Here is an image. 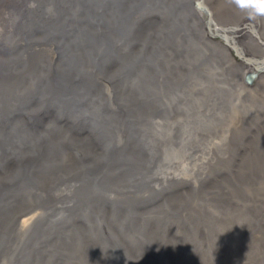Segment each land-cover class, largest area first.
Returning a JSON list of instances; mask_svg holds the SVG:
<instances>
[{
    "label": "rangeland",
    "instance_id": "1",
    "mask_svg": "<svg viewBox=\"0 0 264 264\" xmlns=\"http://www.w3.org/2000/svg\"><path fill=\"white\" fill-rule=\"evenodd\" d=\"M10 1L0 0V37L6 36L17 43L24 36L20 42L25 47L19 45L0 57V86L6 83V72L22 59L31 62L28 64L30 68L26 85L28 93L35 95L37 85L41 83L46 86L45 78L50 76L51 69L58 62V44L56 49L48 26L55 19L53 11L56 9L48 7L42 12L36 0H13L17 7ZM180 1L182 4L177 8L182 17L176 27L182 28L174 37H179L180 43H174L168 36L173 25L161 29L158 27L164 25L162 22L166 15L160 11H150L141 16L143 19L139 23L138 40L135 38V44L129 48V54H137L143 47L150 51L155 60L154 71L160 90V98L150 102L138 116L146 148L143 155L148 159L142 168L146 169L150 165L152 168L154 163H159L163 169L152 179L156 185L152 188L156 193L160 188L159 195H155V203L148 202L153 208L140 219L144 218L147 222V231L149 234L152 232L157 243L156 250L165 251L169 264H264V72L259 71L253 81L246 80L250 70L246 71L237 61L252 66L235 52L224 36L227 33L232 35V31L225 33L222 27H232L241 13L239 10L226 5L224 0H203L211 11L209 16L207 9L197 6L194 0ZM62 3L67 9L68 0H62ZM29 20L41 23L34 35L38 41L25 39V24ZM256 22L259 23L258 20ZM261 25L264 28V18H261ZM247 32L251 33L248 29ZM253 41L263 45L258 39L253 38ZM236 43L241 45L242 40H236ZM125 48L120 53L124 57L127 52ZM242 50L245 56L264 57ZM120 64L122 61L116 58L106 62L95 75L93 73V93L101 104L113 111L128 105L123 97L125 88L116 82L121 74ZM43 93L45 89L38 92V96L35 95L37 99L32 103L36 105L32 109L26 107L27 97L16 106L13 107L17 101L9 106L6 103L10 98L6 83L4 93L0 96V134L15 128L21 130L23 125V133L34 129L42 134L43 140L49 138L66 142L63 144L79 143V148L86 156L100 153L102 148L89 131L79 128L73 120L63 115L53 117L52 110L49 112L42 105ZM131 94L138 100L142 97L140 92L131 91ZM32 115H35V121L30 119ZM128 134L124 128L115 131L121 145L127 140ZM123 135L127 138L124 139ZM24 148L22 154L17 151L13 155L6 149L4 154L0 152V161L4 160L0 166L1 184H6L7 177L17 171L21 161L27 159L28 156L21 159L22 155L28 153V148ZM82 153L73 148L68 149L59 158L56 157L57 165L54 162V168L52 166L43 170L33 183L15 192L17 200L15 198L13 202L16 205L13 204L8 216L0 217V235L6 233V228L10 231L14 224L17 225L15 236L0 250V264H9L17 247L21 245L22 249L24 239H19L21 232L36 217L42 203L54 200V195L60 193L61 188L56 190L50 187L55 180L58 177L72 178L84 169L80 162ZM34 206L40 208L28 211ZM25 208L29 209L23 211ZM161 211L164 212L165 220L158 226L155 220ZM16 212L20 214L14 218ZM110 213V208L105 207L103 214L108 220ZM29 216H32L31 220L22 223ZM72 224L68 225L71 230L76 225L79 229L85 228L76 218ZM98 242L95 234L86 233L77 246L71 245L73 257L69 254H51L47 263L54 264L56 260L58 262L55 264H106L110 252L103 251ZM54 244H59L55 237L48 244L49 253ZM133 245L130 253L134 258L147 255V250L140 248L138 242Z\"/></svg>",
    "mask_w": 264,
    "mask_h": 264
},
{
    "label": "water",
    "instance_id": "2",
    "mask_svg": "<svg viewBox=\"0 0 264 264\" xmlns=\"http://www.w3.org/2000/svg\"><path fill=\"white\" fill-rule=\"evenodd\" d=\"M95 1L100 6L98 10L95 11L93 8L95 12L90 14L86 8H81L80 14L89 21H92L91 17H95L100 23V32L96 34L82 28L59 31L62 38L72 35L67 47L81 50L82 55L65 54L59 45L58 62L51 69L50 76L45 78L46 86L41 83L37 85L35 95L38 96V92L45 89L47 93L46 95L43 93L42 105L52 110L53 117L63 115L73 120L79 128L89 131L102 151L86 156L79 148V143L63 144L66 142L53 139L45 141L34 129L30 132L35 136L20 138L21 142H26L28 148V154L21 159L28 157L21 161L22 164L16 172L7 178V183L0 185V217L9 215L17 195L15 192L19 188L33 183L38 174L54 165V161L49 160V157H58L73 148L82 153L80 162L84 169L72 178L58 177L50 186L56 190L61 188L64 195L42 203L36 217L21 232L19 239L25 240L23 250L20 251L21 245H19L10 258V263L46 264L51 254L62 256V250L55 244L49 253L48 244L55 237L61 248L71 247L72 242L68 240L66 233H69L68 225L76 218L85 225V228L79 229L74 226L72 233L76 238H82L86 233L95 234L102 249L110 252L106 264H163V262L169 264L165 251L156 250L157 243L152 232L150 231L149 234L147 231V222L144 218L140 219L153 208L149 204L155 203L157 198L154 197L156 194L159 195L160 188L158 187L159 191L156 193L152 188L156 186L152 179L163 170L159 163H154L152 168L151 165L146 169L142 168V164L148 162V159L143 155L146 149L144 133L138 121V116L147 109L149 103L160 98L154 71L156 64L148 49L144 50L143 47L141 52L129 54L131 52L129 48L135 44L139 23L143 19L141 16L145 13L160 11L167 16L163 17L164 25H158L159 29L171 27L178 21V17L182 16L180 9L176 8L177 2L171 4L168 0H151L153 5L146 3L145 0ZM193 3L203 6L209 16L211 15L203 0H194ZM171 7V11L166 13L165 11ZM93 34L98 41L94 39ZM224 36L227 40L230 37L226 34ZM171 39L174 43H180L179 37ZM232 44L235 46H233L235 52L243 56V53L237 51L240 49L234 42ZM123 45L127 50L126 57L120 54L121 49H124ZM192 47H190L191 53ZM67 58L70 63L63 67V62ZM116 58L122 61L119 68L121 74L116 82L125 88L123 97L128 101V105L113 111L107 105L101 104L92 89L93 73L95 75V72L101 70L106 62ZM263 60L264 58H261L260 61ZM157 63L163 71L158 61ZM88 64H96V66L87 68ZM253 75L252 72H247L246 80L250 81ZM131 91L140 92L141 99L138 100ZM30 119L35 121V115ZM21 128L0 134V152L6 149L13 154L17 153L18 148L6 147V145L11 141L18 144L15 139L22 133L23 125ZM120 128H124L131 135L135 143V156L130 157L127 152L120 150L121 141L115 136V131ZM113 186L123 189L110 195L107 190ZM105 207L111 210L110 220L103 214ZM37 208L40 207L34 206L28 211ZM66 208L68 209L65 212ZM162 220H165L163 211L156 219L158 226L161 225ZM59 221H62V224H58ZM16 228L17 225L14 224L10 231L6 228V233L0 235V250L11 241L16 234ZM134 242H138L140 248L147 250L145 257L132 256L130 251Z\"/></svg>",
    "mask_w": 264,
    "mask_h": 264
},
{
    "label": "bare ground",
    "instance_id": "3",
    "mask_svg": "<svg viewBox=\"0 0 264 264\" xmlns=\"http://www.w3.org/2000/svg\"><path fill=\"white\" fill-rule=\"evenodd\" d=\"M146 3H150L153 5V3H151V0H145ZM177 2V4H182L181 1L179 0V3H178V0H175ZM187 2V1H186ZM9 3H11L12 5L14 4L16 7V2L11 0ZM36 3L40 6H41V11L42 12H45L46 9L48 7H53L55 8L56 10L53 11L54 15H56L51 23L48 24L49 26V33H50V37L52 39V41L55 43L56 45V49H57V44H58V49H59V45H60V49L61 51H63V53L65 54H69L71 53V55H78V56H81V50H78V49H74V48H68L67 46L69 45V41L72 37V35L66 37V38H62V35L59 34V31L61 30H70V29H73V28H82V29H86V30H89L91 32H94L96 34H98L101 30V26H100V23L95 19V17H91V20L92 21H89V19L83 17L80 12H81V8L83 9H87L88 12L90 14H93L96 10H98L100 8V6L97 4V2L95 0H68V3H67V9L64 8L63 6V3H62V0H36ZM51 3V4H50ZM57 3V4H56ZM145 3V4H146ZM171 4H173L172 2H170ZM197 4V3H196ZM205 4V3H204ZM56 5V6H54ZM147 5V4H146ZM177 5V7H178ZM206 5V4H205ZM147 6H150V5H147ZM197 6H199V4H197ZM207 6V5H206ZM151 7V6H150ZM176 7V8H177ZM93 8H95V11L93 12ZM8 9H10V7H8ZM171 11V8L170 9H167L165 12L167 11ZM209 10V8H208ZM213 11V10H212ZM10 12H13V11H10ZM211 12V11H210ZM181 14V13H180ZM72 15H75V16H72ZM213 18V17H212ZM180 18L178 17V21L175 22V24H173V27L170 31V34L168 35L169 37H175L180 31H181V26H178L176 27V25L178 24ZM236 21L233 23L234 25L232 27H229V28H223V30L225 31V33L227 31H232L231 34L232 35H228V33L226 34L227 36H230L227 40V43H230L232 46H234L232 44V42H234V44L237 46V48L240 49L237 50L238 52H241L243 53V57L246 59V58H251L250 60L246 59L252 67L248 66L246 63L244 62H238L237 60V63L242 66L246 71L247 69L250 70V72H252L254 75L252 76V79L250 81H253V79L255 77H257L259 75V71L261 72H264V60L263 61H260L261 58H264V57H259V56H245L244 55V52L242 49H245L249 54H253V55H263L264 56V28L262 27L261 25V19H258L259 23L256 22V20H250L246 14L244 13H240L238 18L235 19ZM250 21V22H248ZM36 21L35 20H29L28 22H26L25 24V39H29V40H34V41H38V39L34 38V35H35V31L38 27L41 26V23L40 22H37L35 23ZM206 24V23H205ZM216 24V23H215ZM209 28H210V25L206 24ZM247 29L251 32H247ZM94 36V34H93ZM212 36V35H211ZM232 36V37H231ZM24 37V36H23ZM21 37L19 39V41L17 43H13L8 37L6 36H3L0 37V57L1 56H4L10 52H12L14 49L18 48L19 45H22L23 47H25L23 45V42H20L22 40ZM32 37V38H31ZM5 38V39H4ZM253 38L255 39H258L259 41H261L263 43V45H257V42L253 41ZM59 39V40H58ZM94 39L95 36H94ZM98 41V38L96 39ZM236 40H242V44L238 45L236 43ZM232 41V42H231ZM21 47V48H23ZM41 47V46H40ZM223 47H224V44H223ZM226 47V46H225ZM235 47V46H234ZM233 47V48H234ZM226 49H228L226 47ZM226 49H224L226 51ZM33 50V49H32ZM35 51V50H33ZM227 52V51H226ZM228 53V52H227ZM230 53V52H229ZM237 53V52H236ZM232 56V55H231ZM240 56V55H239ZM233 58V57H232ZM31 63V62H27V61H23L22 59L17 63L15 64L8 72H6V83H7V86L9 88V99L7 100L6 103H9V106H11L13 103H15L17 101L16 104L13 105L16 106L17 104H19L22 99L24 97H27L28 100H27V104H26V107H32V106H35L32 101L36 98V96L34 94H31V93H28V85H26V78H27V75L29 74V68H28V64ZM69 61H68V58L66 59V61L63 62V67H66L67 65H69ZM96 66V64H88L87 68H94ZM121 72V71H120ZM22 75H25L22 77ZM261 75V73H260ZM6 83L1 85L0 86V96L4 93V89H5V86H6ZM45 93H47V91L45 90ZM37 99V98H36ZM44 99V98H43ZM32 109V108H31ZM26 111V110H25ZM50 112V110H49ZM10 117V116H9ZM14 117V116H13ZM24 117V116H23ZM20 118V117H19ZM56 118V117H55ZM9 120V119H8ZM54 121V120H53ZM59 121V120H58ZM55 122V121H54ZM62 122V121H61ZM64 122V121H63ZM9 124V123H8ZM41 126V125H40ZM62 127V126H61ZM11 128V127H10ZM37 128V127H36ZM35 128V130H36ZM43 128V127H42ZM12 129V128H11ZM38 129V128H37ZM6 130V129H5ZM18 130V128H17ZM10 131V130H9ZM40 131V130H39ZM43 131V130H42ZM32 132H27V133H21L17 139H15V141L18 143V144H15V142H10L9 144H7L8 147H16V148H19L21 152V150H24L26 144H22V142L20 141V138L21 137H30V136H33L34 134ZM38 133V132H37ZM41 133V132H40ZM44 133H46L44 131ZM43 133V134H44ZM125 133V131H124ZM128 133V132H127ZM49 134V133H48ZM47 134V136H48ZM42 135V134H41ZM58 135V134H57ZM35 136V135H34ZM57 137V136H56ZM60 137V136H59ZM47 138V137H46ZM123 138L126 139L127 136L126 135H123ZM49 139V138H48ZM47 139H45L46 141ZM62 140V139H60ZM64 141V139H63ZM132 142V144H131ZM25 143V142H23ZM83 146V145H82ZM24 148V149H23ZM87 149V148H86ZM27 150V149H26ZM25 150V151H26ZM70 150V149H69ZM75 150V149H74ZM120 150L122 152H127L128 154H132L133 156L136 155V153L134 152L135 151V143L132 139V137L128 134V138L126 141H123V145L120 147ZM20 152H18V154L20 155ZM23 152V151H22ZM21 152V154H22ZM28 152V151H27ZM2 153V152H1ZM25 153V152H24ZM92 153V152H91ZM4 154V152H3ZM9 154V153H8ZM7 154V155H8ZM10 154H12L10 152ZM28 154V153H27ZM26 154V155H27ZM14 155V154H13ZM19 155H15L16 157H19ZM11 156V155H10ZM23 156V155H22ZM21 156V157H22ZM15 157V158H16ZM59 158V157H58ZM8 159V158H7ZM49 160H53L56 164L57 162V158L56 157H49L48 158ZM15 160V159H14ZM59 160V159H58ZM4 161V160H3ZM2 161V162H3ZM61 161V160H60ZM1 161H0V166L3 164ZM15 162V161H14ZM9 163V162H8ZM7 164V163H6ZM18 164V163H16ZM22 164V163H21ZM59 164V163H58ZM15 165V164H14ZM57 165V164H56ZM13 166V165H11ZM2 167V166H1ZM16 167V166H15ZM18 167V165H17ZM54 168V166H53ZM3 170V169H2ZM14 171V170H13ZM46 171V170H45ZM82 170L79 171V173H81ZM7 172V171H6ZM9 172H11L9 170ZM1 173V172H0ZM5 174V172H4ZM42 174V173H41ZM39 174V175H41ZM7 175V174H6ZM44 175H42L43 177ZM2 178V177H1ZM8 178V177H7ZM6 179V178H5ZM157 179V178H156ZM4 180V179H3ZM166 180V179H165ZM2 181V180H0ZM5 181V180H4ZM31 181V180H29ZM153 181V180H152ZM6 182V181H5ZM37 182V181H36ZM42 182V181H41ZM2 183V182H1ZM0 183V184H1ZM7 183V182H6ZM40 183V181H39ZM47 183V182H46ZM51 184V183H50ZM47 186V185H46ZM45 187V186H44ZM37 188V187H36ZM39 188V187H38ZM21 190V188H19ZM18 189V190H19ZM44 189V188H43ZM41 190V189H40ZM110 194L112 193H116V192H119L121 191V188H115L114 186L112 188H108L107 190ZM24 192V191H22ZM59 194L54 195L55 196V199H58L59 196L61 195H64L62 193V189L59 190ZM19 193V192H18ZM32 193V192H30ZM236 193V192H235ZM20 194H23V193H20ZM19 194V195H20ZM26 194H29V193H26ZM34 194V193H33ZM55 194V193H54ZM239 194V193H237ZM36 196V195H34ZM20 197V196H19ZM32 197V196H31ZM241 197V196H240ZM27 198V197H26ZM29 198V197H28ZM236 198V197H235ZM31 199V198H30ZM237 199V198H236ZM17 200V198H16ZM238 200V199H237ZM31 201V200H30ZM232 201V200H231ZM242 201V199H241ZM246 203V202H245ZM14 204V202H13ZM26 204V203H25ZM29 204V203H28ZM33 204V202H32ZM16 205V204H14ZM32 206V205H31ZM23 207V206H22ZM233 207V206H232ZM13 208V205L11 207V209ZM17 208V207H16ZM30 208V207H29ZM28 208V209H29ZM28 209L25 208V210L23 211H27ZM68 208L64 209L65 212L67 211ZM233 209V208H232ZM19 210V209H18ZM11 211V210H10ZM14 211V210H13ZM23 211H20V212H23ZM239 211V210H238ZM237 211V212H238ZM20 212H16L15 215H14V218L20 214ZM234 213V212H233ZM243 213V212H241ZM240 213V214H241ZM237 214V213H236ZM235 215V214H234ZM236 216V215H235ZM13 218V219H14ZM32 216H29L27 217L22 223H28L30 220H31ZM107 218V217H106ZM251 218V217H250ZM241 219H242V216H241ZM254 219V218H253ZM260 219V218H259ZM11 220V219H10ZM156 221V220H155ZM234 221V219H233ZM237 221V220H236ZM239 221V220H238ZM254 221V220H253ZM235 222V221H234ZM74 223V222H73ZM157 224V223H156ZM237 224V223H236ZM239 224V223H238ZM237 224V225H238ZM71 225V224H70ZM73 225V224H72ZM253 225V224H252ZM78 227V225H76ZM82 226V224H81ZM248 227V225H247ZM236 228V227H235ZM264 228V227H263ZM248 229V228H247ZM246 229V230H247ZM67 231H69V233H66L67 237H68V240L70 242H72V245H78V243L80 242V240L82 238L80 237H77L76 238V235H74L72 233V230L67 228ZM248 235V234H247ZM252 235V234H251ZM15 236V235H14ZM251 238V236H250ZM249 238V240H250ZM244 241V240H243ZM99 243V242H98ZM24 244H25V240H24V243H23V246H22V249L20 251L23 250V247H24ZM244 244V243H243ZM61 250H62V254L65 255V256H68L67 254H69L70 256L73 254L72 250H71V247H67L66 249L64 248H61L60 247V244L57 245ZM99 246V245H98ZM100 247V246H99ZM88 248V247H87ZM86 249V248H85ZM89 250V249H88ZM87 250V251H88ZM79 251V250H78ZM104 251V250H103ZM256 251V250H255ZM260 251V250H259ZM254 252V251H253ZM261 252V251H260ZM75 253V252H74ZM81 253V252H80ZM102 253V251H101ZM243 253V252H242ZM258 253V252H257ZM256 253V254H257ZM244 254V253H243ZM247 254V253H246ZM251 254V253H250ZM254 254V253H253ZM84 254H82L83 256ZM173 255V254H172ZM171 255V256H172ZM175 255V254H174ZM259 255V254H258ZM260 256V255H259ZM263 256V255H262ZM261 256V257H262ZM73 257V255H72ZM77 257V256H76ZM248 257V256H247ZM255 257V256H254ZM253 257V259H254ZM257 257V256H256ZM80 258V257H79ZM90 258V257H89ZM183 258V257H182ZM250 258V257H248ZM72 259V258H71ZM81 259V258H80ZM252 259V258H251ZM256 259V258H255ZM263 259V258H262ZM70 261V260H69ZM86 261V260H85ZM248 261V260H247ZM257 261V260H256ZM255 261V263H256ZM49 262V261H48ZM58 261H54L53 263H57ZM67 262V261H66ZM82 262V261H81ZM185 262V261H184ZM68 263V262H67ZM86 263H91V261L87 260ZM180 263V262H179ZM252 263V262H251ZM261 264V262H259ZM7 264V263H6ZM10 264V262H9ZM13 264V263H11ZM48 264V263H47ZM186 264V263H185ZM189 264V263H188Z\"/></svg>",
    "mask_w": 264,
    "mask_h": 264
},
{
    "label": "clouds",
    "instance_id": "4",
    "mask_svg": "<svg viewBox=\"0 0 264 264\" xmlns=\"http://www.w3.org/2000/svg\"><path fill=\"white\" fill-rule=\"evenodd\" d=\"M224 2L246 14L250 20L264 18V0H224Z\"/></svg>",
    "mask_w": 264,
    "mask_h": 264
}]
</instances>
